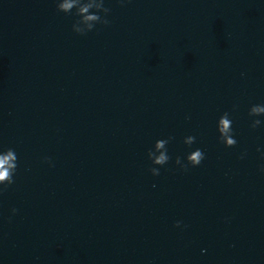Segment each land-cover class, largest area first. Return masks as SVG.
<instances>
[{
  "label": "water",
  "instance_id": "water-1",
  "mask_svg": "<svg viewBox=\"0 0 264 264\" xmlns=\"http://www.w3.org/2000/svg\"><path fill=\"white\" fill-rule=\"evenodd\" d=\"M0 264H264V0H0Z\"/></svg>",
  "mask_w": 264,
  "mask_h": 264
}]
</instances>
